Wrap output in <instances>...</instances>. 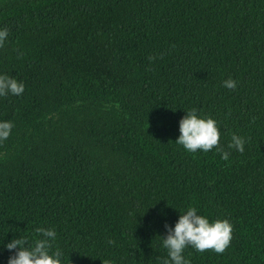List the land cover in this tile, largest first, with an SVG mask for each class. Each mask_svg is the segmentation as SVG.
Masks as SVG:
<instances>
[{
    "label": "trees",
    "instance_id": "trees-1",
    "mask_svg": "<svg viewBox=\"0 0 264 264\" xmlns=\"http://www.w3.org/2000/svg\"><path fill=\"white\" fill-rule=\"evenodd\" d=\"M0 26V74L25 85L0 96V264L37 228L63 264H160L189 205L232 225L191 264H264V0H0ZM191 108L227 160L175 142Z\"/></svg>",
    "mask_w": 264,
    "mask_h": 264
},
{
    "label": "clouds",
    "instance_id": "clouds-1",
    "mask_svg": "<svg viewBox=\"0 0 264 264\" xmlns=\"http://www.w3.org/2000/svg\"><path fill=\"white\" fill-rule=\"evenodd\" d=\"M8 36L9 29L0 26V45L7 40ZM222 84L228 89H234L237 86V82L232 78L225 79ZM24 88L22 81L7 74H0V96L9 94L19 96L24 92ZM184 113L178 121L179 135L175 142L192 153L197 150L209 152L216 148L220 151L221 158L227 160L229 152L219 148L220 131L217 121L209 116L198 114L196 108H191ZM13 126L10 120H0V143L8 139ZM244 144V139L234 133L228 143V148L242 153L245 150ZM179 213L172 226L167 223L164 225L165 235L158 236L160 246L166 251V256L160 258V264H191V261L184 255L188 247L196 252L210 249L215 253H223L229 246L232 238V225L227 219L210 220L192 205ZM36 232L39 236L31 243L27 238L18 236L3 244L5 249L12 252L7 259V264H63L62 251L54 248L57 235L55 230L37 228ZM103 264H113V261L105 259Z\"/></svg>",
    "mask_w": 264,
    "mask_h": 264
}]
</instances>
